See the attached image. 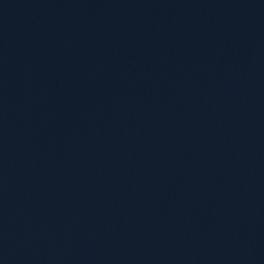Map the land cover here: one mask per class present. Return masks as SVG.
Segmentation results:
<instances>
[{
    "label": "water",
    "instance_id": "1",
    "mask_svg": "<svg viewBox=\"0 0 264 264\" xmlns=\"http://www.w3.org/2000/svg\"><path fill=\"white\" fill-rule=\"evenodd\" d=\"M114 0H0V264H43Z\"/></svg>",
    "mask_w": 264,
    "mask_h": 264
}]
</instances>
